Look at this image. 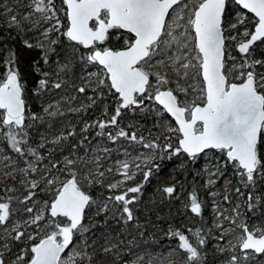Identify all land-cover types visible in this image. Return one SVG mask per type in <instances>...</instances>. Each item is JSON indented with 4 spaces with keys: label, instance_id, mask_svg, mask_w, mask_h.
<instances>
[{
    "label": "trees",
    "instance_id": "1",
    "mask_svg": "<svg viewBox=\"0 0 264 264\" xmlns=\"http://www.w3.org/2000/svg\"><path fill=\"white\" fill-rule=\"evenodd\" d=\"M46 2L0 0V81L15 72L26 105L21 121L17 120L19 115L6 119V111L0 108V222L15 226L3 241L0 240L3 260L25 264L40 236L47 232L59 236V220L64 216L49 210L27 226L17 223L30 212L28 206L35 204V196L45 199L48 204L54 197V194L40 190L39 183L24 187L26 181L19 182L18 178L22 177L19 166L22 171L28 170L24 166L28 159L35 166L47 167L51 175L55 163L60 164L63 155L72 159L67 164L73 169L69 171L63 167L61 173L73 174L87 192L89 201L81 222L71 225V237L61 251V261L71 264H227L231 256L243 253L239 237L234 243L227 240L228 233H221L220 222L215 223V220L222 206H228L229 212L239 217L238 234L248 224L257 225L264 231V120L256 143V168L250 171L223 147L188 154L181 149L178 135L169 144L160 143L155 138L160 125L156 113L159 106L153 99L154 86L174 89L178 75L172 69L150 65L158 46L139 62L149 73V81L131 100L120 97L110 84L88 87L82 73L86 67L98 66L91 50L99 41L83 46L70 39L65 32V1L53 0L65 24L51 49L44 52L43 47L32 41L31 33L38 27L25 21L21 14L25 10L42 11ZM239 10L243 9L238 3L227 0L222 27L231 22ZM245 12L247 18L253 16ZM103 15L106 16L104 10L99 16ZM96 20L93 19V25ZM254 22L250 18L244 24H238L237 31L240 32L242 27L252 30ZM132 38L130 31L112 25L107 27L100 44L101 47H118ZM230 45L231 52L243 61L244 76L252 73L264 95V35L244 48L238 42ZM57 63L62 64L63 71L48 74L47 70L55 69ZM223 70L229 79L235 78L237 70L231 69L225 59ZM58 80L60 84L55 85ZM59 86L77 87L86 101H90L83 113L89 122L84 129L79 122L74 125V130H70V122L76 120L74 112L58 113L50 118L44 113L43 104L55 96ZM175 93L179 100L183 98L182 91L175 90ZM163 115L168 114L163 112ZM63 131L68 132L66 137L52 138ZM132 138L135 144L131 143ZM95 140H102L108 146L117 140L123 141L121 145L127 141L134 151L139 150V146L145 147L153 156L128 179V186L108 187L106 182L110 175L86 184L79 171ZM210 161H216L220 166L219 172L211 175L214 176L212 180L206 177L204 167ZM29 170L35 174L34 169ZM109 170L113 174L118 172L116 165ZM219 195L223 198L212 199ZM231 224L235 226V221ZM180 234L191 240V248L183 246ZM251 251L253 257L241 263L264 264L261 262L264 250Z\"/></svg>",
    "mask_w": 264,
    "mask_h": 264
},
{
    "label": "water",
    "instance_id": "2",
    "mask_svg": "<svg viewBox=\"0 0 264 264\" xmlns=\"http://www.w3.org/2000/svg\"><path fill=\"white\" fill-rule=\"evenodd\" d=\"M66 5V35L90 46L105 36L106 25H118L132 33L130 42L118 47L95 46L92 57L107 72L110 86L126 101L147 86L149 73L139 62L149 47L164 31L172 8L181 0H64ZM227 0H200L195 6L192 29L200 53V74L205 99L194 103L190 110L179 100L175 90L158 87L153 99L172 118L179 132L183 151L195 154L210 148L225 147L231 157L246 170L256 168V143L264 120V95L252 73L242 79H229L223 70L224 31L222 16ZM241 9L255 18L254 27L241 42L244 48L264 35V0H234ZM106 12L105 25L95 26L93 19ZM25 99L15 72L0 82V108L12 116L25 111ZM198 126H200L198 128ZM89 201L87 192L73 177H67L55 193L49 209L78 225ZM184 247L191 240L179 235ZM65 241L47 232L33 245V253L25 264H71L61 261ZM241 250H264V231L254 232L244 226ZM0 264H11L0 255Z\"/></svg>",
    "mask_w": 264,
    "mask_h": 264
},
{
    "label": "rangeland",
    "instance_id": "3",
    "mask_svg": "<svg viewBox=\"0 0 264 264\" xmlns=\"http://www.w3.org/2000/svg\"><path fill=\"white\" fill-rule=\"evenodd\" d=\"M31 1V0H29ZM200 0H196L195 4L193 0H181L178 2L171 10L164 27V31L157 40L150 45L149 51L153 50L155 46L158 48L155 49L156 56L150 61V65L154 67H166L167 69H172L178 75V81L174 86L176 91H182V97L180 101L190 110L191 106L196 102H203L205 99V92L203 87V80L200 74V53L197 49L194 32L192 29V17L195 6ZM29 3V2H27ZM248 14L239 10L234 19L229 22L227 25L223 26L224 37H225V61H228L231 69H235L236 75L234 79H242L244 77V71L242 69L243 61L239 60L240 57L231 52V45L233 42L241 43L247 35L251 32L246 27H242L240 32L237 31L238 24H244L246 21L255 18L253 16L246 17ZM21 17L25 21H30L34 27H38L36 31L31 33L33 36V42H36L41 47H43L44 52L50 50L53 46V43L57 40L59 35L63 30V25L65 24L61 15L58 13L53 0H47L46 5L42 11H30L25 10ZM106 16H97L96 26H101L104 23ZM67 22V18H66ZM255 23V22H254ZM33 29V28H32ZM152 46V47H151ZM63 71V66L60 63L56 64L55 69H48L47 73L58 74L60 71ZM84 77V83L91 88H96L102 84H109L107 78L106 70L98 64V66L93 65V67L85 68L82 73ZM61 79H65L63 76ZM60 81H57L58 85ZM158 86H154V89ZM77 87L71 89L70 87L59 86L54 92V97L48 99L43 104L44 113L48 118L53 117L58 113H65L67 111L74 112V117L76 120L70 122V130H74V125L79 124L83 129L88 125L87 117L83 115L85 112L88 103L82 93L77 91ZM67 90V91H66ZM58 91V92H57ZM93 93V92H92ZM185 96H188L185 98ZM88 98V96H87ZM94 98H92L93 100ZM159 106V105H158ZM104 110H102L103 112ZM164 109L159 106L156 109L158 115V123L160 125L159 131H156L155 138L160 141H165L166 144H169L175 135L179 136L177 126L169 115H163ZM7 113V112H6ZM12 116L8 113L5 114L6 119H10ZM22 114L18 116L17 120L21 121ZM94 122V120H93ZM200 126H198L199 128ZM70 130L68 132H70ZM68 132H60L54 135L52 138H59V135L66 137ZM51 139V138H49ZM46 139L45 140H49ZM135 139L132 138L134 143ZM146 141V140H145ZM44 142V141H43ZM123 141L114 142L110 146L104 144L102 140H95V143L89 148L87 152V161L85 162L82 170L79 171L80 177L84 183L88 184L92 181L99 180L101 177L105 176L107 178L106 185L108 187L115 186H128V179L133 177L134 173L140 168L141 164L147 159L152 158L153 154L151 150H147L145 147L139 146V150L134 151L133 148L129 147L127 141L124 142V145H121ZM127 143V144H126ZM137 143L136 145H139ZM228 150V148L223 147ZM64 157L60 160V164L54 165V171L49 175V170L47 167L42 168V165L35 166L30 159L27 160V163L24 165L28 170H21L19 166V172L22 173L21 179L18 178L19 182L26 181L24 187H30L40 184L39 189L48 191L50 194L57 192L59 188L62 187V182L67 177H73V174L61 173L63 167H67L66 170L71 171L73 166L70 163L72 159L68 155H63ZM111 157V158H109ZM15 163L14 160H12ZM10 162V161H9ZM67 164V165H66ZM223 162L220 163L222 165ZM112 165H116L117 173L113 174L109 170ZM30 167V168H29ZM206 168V177L208 180L214 179L216 173L219 172V167L216 161H210L204 165ZM24 169V168H23ZM29 169H34L35 174L30 172ZM45 175L48 177L44 178ZM74 178V177H73ZM39 186V185H38ZM216 193V191H214ZM213 192V193H214ZM223 197H213L212 199H222ZM235 199V198H233ZM34 205L28 206L30 212L24 216L22 220H19L17 223H21L23 226H27L29 223L34 221L36 218L42 216L46 210H49L50 203L48 204L45 199H38L34 197ZM235 214V215H234ZM230 213L228 206H222V210L217 214L215 223H219V230L221 233H228L226 236L227 240H232L233 243L236 241V238L239 237L238 242H240L244 237V231L242 233L237 232L239 222V217L236 213ZM235 221V226L231 223ZM15 226L8 223L3 224L0 222V240H4L7 235L10 234V231ZM60 234L58 238L63 239L67 244L71 237V223L69 219L64 217L59 220ZM248 227L256 233L262 232L259 226L248 224ZM230 233V235H229ZM65 244V245H66ZM250 249L244 250L243 253H238L231 256L227 264H244L241 263L243 260L252 258L253 254ZM23 252L20 253L22 255ZM63 262L69 263V261ZM264 263V260L261 261Z\"/></svg>",
    "mask_w": 264,
    "mask_h": 264
},
{
    "label": "flooded vegetation",
    "instance_id": "4",
    "mask_svg": "<svg viewBox=\"0 0 264 264\" xmlns=\"http://www.w3.org/2000/svg\"><path fill=\"white\" fill-rule=\"evenodd\" d=\"M105 22H106V20L104 21V23L102 24V25H105ZM101 25V26H102ZM96 26V25H95ZM110 26H112V25H110ZM107 27H109V26H107L106 25V32H107ZM106 32H105V36H106ZM105 36H104V38H105ZM103 38V39H104ZM103 39H101V40H98L99 41V43L96 45V46H99V47H101V44H100V41H102ZM98 41H95L92 45H95V43H97ZM10 74V73H9ZM9 74L3 79V80H1L0 82H2V81H4V80H6L8 77H9ZM3 109V108H2ZM5 110V109H4ZM6 111V110H5ZM10 115V114H9ZM12 116V115H11Z\"/></svg>",
    "mask_w": 264,
    "mask_h": 264
}]
</instances>
